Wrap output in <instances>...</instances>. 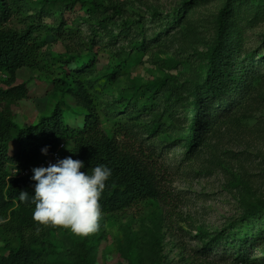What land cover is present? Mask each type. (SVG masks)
<instances>
[{
    "label": "rangeland",
    "instance_id": "1",
    "mask_svg": "<svg viewBox=\"0 0 264 264\" xmlns=\"http://www.w3.org/2000/svg\"><path fill=\"white\" fill-rule=\"evenodd\" d=\"M19 1L15 27L21 28L25 17L41 22L49 43L38 70L18 72L17 82L31 79L35 91L18 102L16 122L25 127L52 112L55 99L39 93L45 82L59 75L67 56L65 42L56 40L54 31L59 12L77 1V20L70 25L99 56L91 85L102 109L103 128L121 138V126H134L139 137H149L146 145L157 148L161 165L160 198L103 213L99 230L87 237L63 227L47 229L49 244L39 264H86V259L91 264H264V212L245 216L250 204L264 201V0ZM92 3L106 14H86ZM52 4L58 8L42 16ZM225 6L230 13L223 19ZM91 15L105 19L115 36H106L107 30ZM235 23L241 34L223 35L221 47L235 46L240 60L254 65L258 73L240 83L245 86L239 90L243 96L233 106L209 92L195 101L194 90L208 75V49L222 25L227 29ZM138 43L146 45L143 51L135 48ZM218 68L213 80L223 75L225 64ZM203 100L228 110L220 114L205 142L191 150L185 139L194 109ZM133 104L139 107L130 108ZM66 118L70 125L82 126L79 114L66 112ZM153 123L157 132H152ZM11 172L18 175L21 167L12 165ZM243 240L249 249L238 256V247L232 245Z\"/></svg>",
    "mask_w": 264,
    "mask_h": 264
},
{
    "label": "trees",
    "instance_id": "2",
    "mask_svg": "<svg viewBox=\"0 0 264 264\" xmlns=\"http://www.w3.org/2000/svg\"><path fill=\"white\" fill-rule=\"evenodd\" d=\"M20 3L19 0H0V264H39L49 244L45 231L60 228L33 220L35 205L31 199L35 181L31 179L32 175H13L11 166H30L53 154L61 143L65 147L58 159L71 156L74 160L83 161L85 168L81 171L91 172L99 164L112 169V176L106 182L100 201L103 213L121 212L162 196L158 180L161 165L157 161V148L146 145V138L149 137H139V131L131 125L120 127L121 138L109 134L102 126V109L91 85L96 78L91 76L97 71L99 56L92 45L89 48L86 46L79 30L70 25L77 20L74 16L77 1L68 2L59 12L60 21L54 31L56 40L65 42L67 56L62 60L59 75L45 82L42 93H39L55 99L52 112L25 127L16 122L18 102L32 97L35 91L31 79L17 82L18 72L23 68L38 70L42 50L49 43L42 33L41 22H29V17H25L23 26L15 27ZM97 5L92 3L86 9V14L99 10L103 17L106 10L97 8ZM53 8L58 6L52 4L45 7L42 16L51 14ZM229 13V6H225L221 17L224 19V15ZM180 16L178 13L177 18ZM90 18L101 29L107 30L105 19L99 15H91ZM232 32L235 36L241 34L238 23L227 29L224 25L219 28L215 45L207 51L210 57L207 78L194 90L195 101L209 92L208 96L217 95V100H224L233 106L243 96L239 92L242 87L240 83L258 73L254 65L240 60V50L235 46L230 50L221 47L223 35L229 38ZM105 34L115 36L108 30ZM145 46L138 43L135 48L143 51ZM220 64H225L224 73L213 80L221 69L218 68ZM242 88L245 89V86ZM202 102L201 107L196 104L198 107L193 112V123L185 139L191 150L205 142L220 114L228 110V106H215L207 100ZM132 107L137 109L139 106L133 104ZM66 112L79 114L82 126L70 125ZM151 127L152 132H157L156 124H151ZM68 144L71 146L64 154ZM46 147L47 155L42 152ZM20 191L29 193L27 200L19 199ZM262 212L264 201L250 204L245 209V216L253 217ZM232 246L238 247V256H244L249 249L246 240L234 242ZM85 263L91 264L87 259Z\"/></svg>",
    "mask_w": 264,
    "mask_h": 264
},
{
    "label": "clouds",
    "instance_id": "3",
    "mask_svg": "<svg viewBox=\"0 0 264 264\" xmlns=\"http://www.w3.org/2000/svg\"><path fill=\"white\" fill-rule=\"evenodd\" d=\"M42 152L47 155L48 148ZM84 168L83 161L68 156L47 167L32 169L34 221L66 228L81 237L99 230L103 215L100 201L112 169L104 164L95 166L91 172L81 171ZM28 196L27 191H20L19 199L25 201Z\"/></svg>",
    "mask_w": 264,
    "mask_h": 264
},
{
    "label": "built area",
    "instance_id": "4",
    "mask_svg": "<svg viewBox=\"0 0 264 264\" xmlns=\"http://www.w3.org/2000/svg\"><path fill=\"white\" fill-rule=\"evenodd\" d=\"M65 147V144L64 143H61L59 145V147L56 149L55 152H53V154L49 155V156H46V157H43L41 158L38 162L30 165V166H27V167H24V168H21V172L18 174V176H26V175H33V172H32V169L35 168V167H40V166H44V167H47L49 165V163H55L56 160L59 158L60 156V152L61 150ZM17 171V170H16Z\"/></svg>",
    "mask_w": 264,
    "mask_h": 264
}]
</instances>
